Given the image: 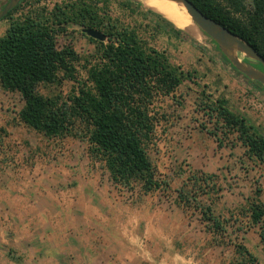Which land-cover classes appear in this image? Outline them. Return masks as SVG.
Returning a JSON list of instances; mask_svg holds the SVG:
<instances>
[{
    "label": "trees",
    "instance_id": "trees-1",
    "mask_svg": "<svg viewBox=\"0 0 264 264\" xmlns=\"http://www.w3.org/2000/svg\"><path fill=\"white\" fill-rule=\"evenodd\" d=\"M28 1L5 18L10 25L0 37V89L21 96L20 124L49 140L72 138L85 143L91 170L107 172L116 189L138 193L140 202L153 193L168 192L169 180L151 160L159 128L170 122L164 104L170 100L181 107L179 89L186 82L198 85L195 74L172 62L171 51L186 42L201 51L204 47L140 3L124 0L133 16L126 23L115 18L108 6L102 13L97 4L86 1L56 3L50 9L48 0H33L24 11ZM190 1L264 57V0ZM72 27L106 36L101 42L83 33L95 46L93 59H85L84 65L71 44L61 43ZM79 67L86 71L85 79ZM66 82L74 87L63 96L56 89ZM46 88L55 91L43 93ZM207 89V85L200 88L199 108L214 122L215 132L209 134L219 147L228 140L238 142L247 158L264 168V132L235 112L229 99L215 97ZM221 192L217 177L192 175L179 190L177 205L186 214L201 217L213 246L233 250L228 264H260L240 241V234L257 229L264 245L262 190L227 216L215 213ZM200 196H209L210 206H199Z\"/></svg>",
    "mask_w": 264,
    "mask_h": 264
},
{
    "label": "rangeland",
    "instance_id": "rangeland-1",
    "mask_svg": "<svg viewBox=\"0 0 264 264\" xmlns=\"http://www.w3.org/2000/svg\"><path fill=\"white\" fill-rule=\"evenodd\" d=\"M67 1L97 4L102 13L108 6L115 18L126 23L133 17L132 10L125 6L124 0H48L47 4L52 9L56 3ZM8 2L9 0H0V11ZM33 2H26L23 10H29ZM140 5L151 10L143 3ZM9 25L10 20L0 21V37L5 35ZM194 28L196 35L183 31L187 32L192 42L201 44L204 51L186 42L179 44L177 50H172L171 57L174 64L181 65L186 71L197 76L198 85L186 82L179 89L177 97L182 103L181 107L174 101L165 102L164 107L170 122L167 128L165 125L159 128L157 149L151 153L152 162L159 168L160 174L170 182L168 192L153 193L140 202L137 200L138 193L119 191L107 172L91 170L85 143L72 138L49 140L21 125L18 118L24 107L21 96L0 89V211L9 210L21 199L20 191L17 190L20 186L28 185L30 188L36 185L39 176L47 175L48 171L59 173L61 189L72 187L75 184L74 176L82 174L89 179L98 178L100 183L105 185L107 204L99 208L102 215L108 217V222L101 218L98 220L100 227L110 235L129 233L136 237L138 242L131 247L137 249L144 259H148L150 253L155 251L166 254L164 260L160 257L155 264H182L185 255L191 259V264H228L233 257V250L212 245V237L204 230L200 222L201 217L196 213L186 214L178 207V192L192 175H210L205 170L208 166H213L217 172L213 175L217 177L223 192L228 191L226 179L229 177L227 171L224 173L221 169L223 167H228L230 176L246 174L250 175L254 185L262 183L264 168L245 158L243 148L234 150V142H230L226 148L219 147L215 137L209 134L215 132L214 122L200 110L199 92L200 88L207 85V91L215 97L228 98L230 105L235 108L244 107L250 113L251 119H255V123L261 122L257 127L264 132V86L239 75L231 64L225 62L218 46L197 25ZM161 41L166 42L165 39ZM61 43L72 45L83 58L82 65L85 64V59H93L95 46L83 35L80 28L72 27ZM239 57L242 61L247 60L244 55ZM79 71L81 79H85L86 71L81 67ZM233 75L244 81L250 89L233 86L229 80ZM73 87V83L66 82L62 88L56 89V92L66 96ZM53 90L55 91L46 88L42 89V92ZM230 146L234 152L228 148ZM229 155L241 156L240 162L234 164ZM43 181L45 183L46 179ZM223 192L215 205L216 215L227 216L229 211L237 210L246 204L229 205L230 202L221 201V198L230 197ZM210 199L209 196H200L197 204L201 207L210 206ZM231 238L234 239L235 235L231 234ZM240 241L259 258L260 264H264V246L257 229L248 233L242 232ZM3 261L4 258L0 259L1 263Z\"/></svg>",
    "mask_w": 264,
    "mask_h": 264
},
{
    "label": "crops",
    "instance_id": "crops-1",
    "mask_svg": "<svg viewBox=\"0 0 264 264\" xmlns=\"http://www.w3.org/2000/svg\"><path fill=\"white\" fill-rule=\"evenodd\" d=\"M229 80L233 86L250 89L237 76L233 75ZM231 107L254 126L261 124L255 123L244 107ZM230 142L234 140L225 141L223 146L226 148ZM234 144V150L243 148L238 142ZM240 157L229 155L234 164L240 162ZM244 157L247 158L246 153ZM212 167L205 170L215 176L213 174L217 172ZM221 169L229 175L226 179L228 191L223 194L231 197L221 198V201L230 202L229 205L245 204L257 190H262L260 199L264 203V178L257 187L250 175L230 176L228 167ZM59 176L57 171L51 170L47 175H40L36 185L20 186L17 190L21 199L9 210L0 211V259L4 258L0 264H155L160 257L164 260L166 254L155 251L144 259L131 247L138 242L136 237L129 233L110 235L100 227L98 220L102 218L108 222V217L103 216L99 208L107 204V197L105 185L98 178L89 179L79 174L74 176L72 187L61 189ZM184 258L182 264H191L187 255Z\"/></svg>",
    "mask_w": 264,
    "mask_h": 264
},
{
    "label": "water",
    "instance_id": "water-1",
    "mask_svg": "<svg viewBox=\"0 0 264 264\" xmlns=\"http://www.w3.org/2000/svg\"><path fill=\"white\" fill-rule=\"evenodd\" d=\"M25 0H9L6 6L0 11V21L4 20L12 11H14ZM133 3H143L145 0H128ZM183 6L193 23L207 35L219 48L229 63L243 76L251 81L264 86V57L253 49L248 43L239 39L233 32L227 29L217 21L207 17L190 0H169ZM84 34L88 37L104 42L106 36L104 33L85 29ZM239 55H244L246 61H242ZM255 64V65H254ZM260 64L262 68H257Z\"/></svg>",
    "mask_w": 264,
    "mask_h": 264
},
{
    "label": "bare ground",
    "instance_id": "bare-ground-1",
    "mask_svg": "<svg viewBox=\"0 0 264 264\" xmlns=\"http://www.w3.org/2000/svg\"><path fill=\"white\" fill-rule=\"evenodd\" d=\"M143 4L174 23L178 28L194 35L197 34L195 25L183 6L169 0H145Z\"/></svg>",
    "mask_w": 264,
    "mask_h": 264
},
{
    "label": "flooded vegetation",
    "instance_id": "flooded-vegetation-1",
    "mask_svg": "<svg viewBox=\"0 0 264 264\" xmlns=\"http://www.w3.org/2000/svg\"><path fill=\"white\" fill-rule=\"evenodd\" d=\"M258 68V67H257Z\"/></svg>",
    "mask_w": 264,
    "mask_h": 264
}]
</instances>
